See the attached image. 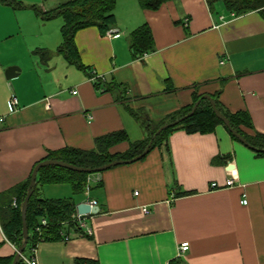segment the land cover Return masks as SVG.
Segmentation results:
<instances>
[{"label": "crops", "instance_id": "1", "mask_svg": "<svg viewBox=\"0 0 264 264\" xmlns=\"http://www.w3.org/2000/svg\"><path fill=\"white\" fill-rule=\"evenodd\" d=\"M15 1L17 8L0 2V195L27 182L52 152L94 150L97 139L125 132L129 142L110 152L127 153L148 137L143 121L169 122L196 93L218 96L232 114H249L253 128L244 132L264 134L260 12L234 16L207 0L151 11L139 0H118L117 34L96 27L77 33L81 70L59 52L63 19L47 21L33 10L48 12L68 0ZM144 25L154 51L134 59L130 37ZM12 67L20 72L8 79ZM168 143L170 152L155 148L140 161L90 175L89 196L75 194L68 182L39 185L44 199L100 207L87 219L93 236L63 224L71 239L41 243L39 264H264V155L222 124L206 134L173 132ZM232 176L236 184L226 188ZM16 254L0 221V258Z\"/></svg>", "mask_w": 264, "mask_h": 264}, {"label": "trees", "instance_id": "2", "mask_svg": "<svg viewBox=\"0 0 264 264\" xmlns=\"http://www.w3.org/2000/svg\"><path fill=\"white\" fill-rule=\"evenodd\" d=\"M118 0H68L59 4L48 12H43L35 6L33 10L44 20L50 21L62 18L64 21L61 34L63 44L59 52L77 68L83 70L85 67L81 63L79 52L75 46V37L77 33L89 27H96L102 35H106L108 31L116 26V17L114 14L115 6ZM176 0H139L143 9L158 11L165 3L174 2ZM0 2L17 8L19 6L15 0H0ZM211 8L217 4H223L225 8L234 13L236 16L246 15L252 12H260L264 16V0H207ZM131 51L134 59H141L146 54L154 51V38L152 31L148 25H144L130 37ZM37 53H42L38 51ZM100 83H97L99 87ZM106 90L111 91L112 88L106 85ZM204 95L195 94L193 105L183 109L181 112L170 118L169 122L156 124L152 121H143L148 137L138 143H131L130 149L125 154L112 155L110 149L124 142H129L128 135L125 132L113 133L96 140V148L94 150H80L67 148L57 152H52L47 160L63 161L81 168H99L117 160H132L148 148L151 142L153 145L151 150L155 148L165 147L167 152L169 149V137L173 132L183 130L189 135L206 134L215 130L218 125H225L215 115L213 106L209 100L203 99ZM216 102L219 111L225 115L231 123L232 128L240 134L253 147L252 150L264 155V134L257 133L250 136L244 132L243 127L253 128L251 117L247 113L232 114L226 111L220 104L218 96L212 97ZM201 101L195 113L184 120L176 127L167 129L158 134L159 129L167 124L180 120L192 112L196 104ZM230 132V130H229ZM231 133V132H230ZM232 134V133H231ZM233 138L240 141L232 134ZM241 142V141H240ZM85 174L73 172L61 167H44L39 171L37 178V188L29 202L27 211V225L29 228V242L25 250V254H29L31 249L39 244L49 241L63 240V224L72 221L73 216L77 213V204L72 199L63 200H47L41 197L39 185L44 183L68 182L73 188V192L77 195L84 194L89 176ZM31 178L12 190L0 195V221L7 238L19 249L24 244L23 235V204L29 193ZM190 193L179 194L180 196L189 195ZM17 202V208H13V201ZM42 219H47L50 227L43 229L42 234L35 232L40 225ZM71 227L75 224L71 223ZM79 230V229H78ZM15 257L0 258V264H13ZM19 264H24L20 260ZM76 264H98L92 261H78Z\"/></svg>", "mask_w": 264, "mask_h": 264}, {"label": "water", "instance_id": "3", "mask_svg": "<svg viewBox=\"0 0 264 264\" xmlns=\"http://www.w3.org/2000/svg\"><path fill=\"white\" fill-rule=\"evenodd\" d=\"M19 72H20L19 68L12 67L7 71V78L13 79L18 75ZM203 99L209 100L211 102L213 109H214V112H215V115L217 116L218 119H220L225 124V126L230 130V132L234 136H236V138H238L245 146H247L250 149H253V147H251V145H249V143L232 128L230 120L219 111L214 99L211 96H204ZM200 103H201V101H199L196 104V106L193 108L192 112L189 113L187 116L181 118L180 120L172 122L170 124L162 126L159 129L157 135L162 133L163 131H165L167 129L176 127L177 125L182 123L184 120L191 117L195 113V111L197 110ZM152 145H153V142L150 143V145L143 152V154H141L140 156H138L132 160H117V161L111 162L105 166H102L99 168H94V169L81 168V167L74 166L72 164H69V163H66L63 161H57V160H47V161L39 163L33 171L29 193L27 195V198H26V200L23 204V208H22L23 225H24V229H23L24 244L18 249V252L16 254V257H15L13 264H19V262L21 260V255L25 253V250H26L28 242H29L30 233H29V228L27 225V211H28V206H29V202L31 200V197L33 196L35 189L37 188V178H38L39 171L42 168H44V167H61V168L66 169V170H70L73 172H79V173H85V174L102 173V172H105L111 168L117 167L119 165L132 164V163H135L137 161H140L141 159L145 158L150 153ZM262 152H264V150H262ZM99 212H100L99 206H92L88 202L81 203L77 206V213L79 215H82V216H90V215L93 216V215L99 214Z\"/></svg>", "mask_w": 264, "mask_h": 264}, {"label": "built area", "instance_id": "4", "mask_svg": "<svg viewBox=\"0 0 264 264\" xmlns=\"http://www.w3.org/2000/svg\"><path fill=\"white\" fill-rule=\"evenodd\" d=\"M234 16H235V14H234ZM117 33H118V31L113 28L110 31H108L106 35L111 37ZM77 93L78 92H76V91L73 92V94H75V95ZM12 104H13V106L18 105L17 98H13ZM235 184H236V178L234 176H232L229 180H227L225 187L230 188V187L235 186ZM212 188L213 189H221V187L217 183H214L212 185ZM90 192H91V187L89 185H87L86 189H85V194L87 196H89ZM136 195H138V193H136ZM88 203H90L92 206H98V204L95 201H89ZM243 204H245V205L248 204L246 195L244 196ZM17 206H18L17 202L15 201L13 207L17 208ZM145 212H147V211H145ZM90 216H92V215H90ZM90 216H82V215H79L78 213H76L73 216L71 223L75 224V227H77V229L86 231V234L88 236H93V229L91 228L90 224L87 221L88 217H90ZM71 223L66 222L64 224L70 225ZM49 227H50V225H49V222L47 221V219H42L40 222V225L36 228L35 232L37 234L41 235L43 232V229H48ZM63 238L65 241H69L71 239L69 234H64V233H63ZM39 245L37 247L32 248L29 254L24 253L21 255V260L23 261L24 264H39V260H38V247H39ZM188 250H189V244H184L181 248L182 252H186ZM17 252H18V248H17Z\"/></svg>", "mask_w": 264, "mask_h": 264}, {"label": "rangeland", "instance_id": "5", "mask_svg": "<svg viewBox=\"0 0 264 264\" xmlns=\"http://www.w3.org/2000/svg\"><path fill=\"white\" fill-rule=\"evenodd\" d=\"M25 1V3H27V4H30L33 0H24ZM41 1H43V3L47 6V5H49V4H52L55 0H41ZM36 3L37 2H39V0H37V1H35ZM58 20V19H57ZM59 20H62L61 18L59 19ZM62 42H60V44H61ZM60 46H62V45H60ZM38 52V51H37ZM36 52V53H37ZM37 54H40V53H37ZM59 54V52H57V54H56V52H52L51 51V56H52V58H53V56H57ZM59 56V55H58ZM33 59H34V57H33ZM92 175H94V174H92Z\"/></svg>", "mask_w": 264, "mask_h": 264}]
</instances>
